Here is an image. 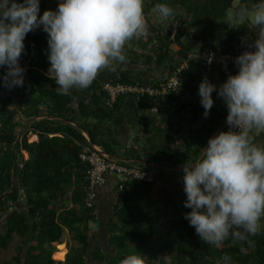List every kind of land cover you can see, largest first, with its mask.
Returning a JSON list of instances; mask_svg holds the SVG:
<instances>
[{
	"label": "trees",
	"instance_id": "obj_1",
	"mask_svg": "<svg viewBox=\"0 0 264 264\" xmlns=\"http://www.w3.org/2000/svg\"><path fill=\"white\" fill-rule=\"evenodd\" d=\"M235 1L144 0L143 12L158 17L149 23L146 40L127 41L124 62L114 71L101 70L88 88H73L69 95H57L55 82L46 75L47 34L37 29L26 35L19 60L24 85L10 90L0 85V251L18 236L14 255L0 264H120L134 253L144 257V264H217L224 255L231 257L230 264H264V217L260 232L249 237L251 244L230 237L217 247L201 241L184 219L190 209L184 207L182 178L176 189L153 194L161 174L175 175L174 187L183 165L195 161L225 123L226 107L210 109L198 126L189 125L181 113L190 103L184 93L196 80L195 72L208 68L190 59L191 53L229 50L240 35L248 45L255 40L243 18L229 20L227 14L242 8L251 12L260 0ZM158 3L173 8L174 16L160 21ZM39 6L40 14L57 8L52 0H40ZM185 60L180 96L124 93L110 102L103 89L106 83L164 82ZM208 69L213 84L225 81L218 67ZM153 107L157 110L149 115L139 112ZM129 127L135 145L122 155L130 162H121L146 171L150 164L160 165L159 176L154 174L153 182L128 181L122 190L117 186L118 199L102 225L107 238L98 242L89 227L98 221L96 208L85 205L87 164L79 155L91 141L117 156L114 140ZM29 134L36 140L29 141ZM65 231L71 242L59 259L64 260L56 261L53 243L62 242Z\"/></svg>",
	"mask_w": 264,
	"mask_h": 264
},
{
	"label": "clouds",
	"instance_id": "obj_2",
	"mask_svg": "<svg viewBox=\"0 0 264 264\" xmlns=\"http://www.w3.org/2000/svg\"><path fill=\"white\" fill-rule=\"evenodd\" d=\"M143 3L59 0L55 10L40 14V0H0V68L4 69L0 85L9 90L24 85L25 69L19 63L24 40L40 29L47 34L50 66L46 75L55 82L57 95L88 88L101 70L114 71L117 63L124 62L126 42L143 37L149 23L158 19L146 13V27ZM155 10L160 21L174 16L167 4L158 3ZM227 15L229 20L243 18L248 10ZM250 18L260 29L248 45L254 50L234 58L238 70L221 85L207 78L198 85L203 116H208L214 104L215 91L225 103L229 130L210 137L198 158L182 168L183 203L190 209L184 219L201 241L217 247L230 237L251 244L249 237L260 232L264 217V142L254 139L256 134H264V0L251 10ZM230 262L231 257L224 255L217 264ZM120 264H144V257L129 254Z\"/></svg>",
	"mask_w": 264,
	"mask_h": 264
},
{
	"label": "built area",
	"instance_id": "obj_3",
	"mask_svg": "<svg viewBox=\"0 0 264 264\" xmlns=\"http://www.w3.org/2000/svg\"><path fill=\"white\" fill-rule=\"evenodd\" d=\"M145 25L147 27L149 17L144 13ZM153 21L152 19H150ZM172 36V35H171ZM147 35L140 37L145 41ZM251 51L248 44L245 42L243 36H238L233 40L229 50L226 51H213L208 48L202 49L200 52H193L189 55L190 59L194 62L205 65L206 67H218L223 74L225 80L228 75H234L238 70L234 64V58L240 55L244 51ZM211 60L209 63L208 61ZM188 68V62L185 60L176 68L171 71L170 75L165 78L164 82L156 83H136V84H124L120 82L106 83L103 89L107 92L110 98V102L124 93L136 94L138 96L149 95L150 97L174 94L180 96L183 93V87L181 85L180 77L183 72H186ZM156 111V107L151 109ZM229 130L228 126L225 131ZM234 131L236 129H233ZM207 146V143L204 147ZM81 161L87 164L86 169V207H95L97 191L99 187L105 185L109 176H116L119 178L118 189L122 190L126 182L131 180H139L144 182L155 181V176L152 172L142 170L136 166H128L121 162L120 159L114 155L108 154L102 150L100 146L92 145L85 147L84 151L79 155Z\"/></svg>",
	"mask_w": 264,
	"mask_h": 264
},
{
	"label": "crops",
	"instance_id": "obj_4",
	"mask_svg": "<svg viewBox=\"0 0 264 264\" xmlns=\"http://www.w3.org/2000/svg\"><path fill=\"white\" fill-rule=\"evenodd\" d=\"M236 2H237V0L234 3L236 4ZM248 26L251 28L250 32H251L252 38L256 39V34H258V33H257V30L254 29V25L251 23H248ZM172 47L174 49H178V46H176L175 44H173ZM206 69L204 68V70H201V68H200L199 70H197L195 72L196 80L190 84L189 90H187V92L190 95H189V97H185V100H184V101H187L190 103L188 104V106L186 108H184L182 110L181 114L187 117L188 124L192 125V126L200 125L201 123L205 122L206 118H207V117L205 118L203 116L204 109L199 102L200 97L198 96V85L202 79L207 78V80L209 82L214 83L210 80V78L212 77V75H209V72H208V70H210V69H208V68H206ZM159 72L161 73V70ZM158 75H160V74H158ZM215 83L217 84V86H219L223 82L222 83L215 82ZM212 98L214 101L212 108L213 107H219V108L220 107L221 108L226 107L223 99L218 97L216 95L215 91L212 93ZM139 112H140V114H142L141 111H139ZM151 112H153V111L148 110V113L144 114V115H149ZM225 122H226V120H225ZM134 137H135V132L133 131V129L131 127H129V128H126L125 132L121 133L119 136H117V138H115L114 144H115V147H117L116 148L117 156H115V157H117L118 159H121L123 153L128 148H130L131 145H133V146L135 145ZM254 139L256 142H264V134H256L254 136ZM123 159H125V158H123ZM150 165L154 166V164H150ZM161 168H163V167H161ZM181 170L179 169V170H174V171L180 172ZM174 173H176V172H174ZM172 177H175V175H173L172 173L161 174L160 177L158 178V180H160V187L158 188L157 191L161 192V189L164 187H167L169 190L176 189L177 188L176 181L179 178H182V176H177V178L174 179V181H175V182H173L174 188L172 187V182H171ZM156 182H155V185L157 184ZM118 183H119L118 177L109 176L107 178L105 185L98 188L95 208H96L97 215H98L99 227H101V225H103V223L109 218V216H111V212L113 210V207L116 204V201L118 199V195H117V191H116ZM155 185H154V187H155ZM68 205H71V203H68ZM92 232H95V231H92Z\"/></svg>",
	"mask_w": 264,
	"mask_h": 264
},
{
	"label": "rangeland",
	"instance_id": "obj_5",
	"mask_svg": "<svg viewBox=\"0 0 264 264\" xmlns=\"http://www.w3.org/2000/svg\"><path fill=\"white\" fill-rule=\"evenodd\" d=\"M58 3H59V0H52V5H55V7H57L56 5H58ZM250 17H251V12H248V15L245 16V17H243V21H246L247 23H251V18ZM189 95L190 94L188 92H185L184 93V96L185 97H189ZM140 111L142 112V114H147L148 113V110H145V109L140 110ZM33 137L35 139H33ZM36 138L37 137L35 135H32V134H29L28 135V140L29 141H34V140H36ZM147 168H148V170L150 172H152L153 174H156L157 176H159L158 175L159 174V169H157L154 166H148ZM156 183L157 184L155 185V187L153 189L154 196H157V194H158V191L157 190L160 187V180H158ZM89 227H90V231L91 232L92 231H95L93 233L95 234L96 240L98 242H101V241L103 242V241L106 240V238H107L106 237V234H105V232L103 230L102 225H101V227H99V221H91L90 224H89ZM17 240H18V236L15 235V237H14L13 241L10 243L8 249L0 251V262L2 260H9L14 255V253H15L14 245H15V243H16ZM70 242H71L70 241V235H69V233L67 231H65L64 234H63V237H62V242H60V243H57V242L56 243H53V246L55 247V251H54V253L52 255V258L54 260H56V261H63V260H59V259H61L66 254L65 251L67 252V247L70 244ZM57 253H62L63 255L60 257V256L57 255Z\"/></svg>",
	"mask_w": 264,
	"mask_h": 264
},
{
	"label": "water",
	"instance_id": "obj_6",
	"mask_svg": "<svg viewBox=\"0 0 264 264\" xmlns=\"http://www.w3.org/2000/svg\"><path fill=\"white\" fill-rule=\"evenodd\" d=\"M20 104V103H19ZM227 124H226V122H225V124L213 135V136H215L216 134H218L225 126H226ZM87 138H88V140H90L89 139V137H88V135H87ZM89 144H90V146H92L93 144H92V142L90 141L89 142ZM121 161H123V162H130V160H125V159H123V158H121L120 159ZM154 166L155 167H160V165H156V164H154Z\"/></svg>",
	"mask_w": 264,
	"mask_h": 264
},
{
	"label": "bare ground",
	"instance_id": "obj_7",
	"mask_svg": "<svg viewBox=\"0 0 264 264\" xmlns=\"http://www.w3.org/2000/svg\"><path fill=\"white\" fill-rule=\"evenodd\" d=\"M33 139H35V138L33 137ZM65 253H66V251H65ZM57 255L61 257L63 254L62 253H57Z\"/></svg>",
	"mask_w": 264,
	"mask_h": 264
}]
</instances>
